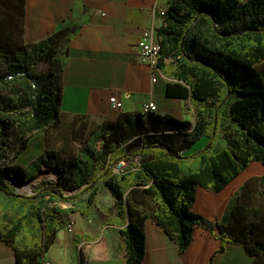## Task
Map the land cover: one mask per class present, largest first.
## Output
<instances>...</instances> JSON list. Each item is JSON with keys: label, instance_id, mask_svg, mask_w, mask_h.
I'll list each match as a JSON object with an SVG mask.
<instances>
[{"label": "trees", "instance_id": "trees-1", "mask_svg": "<svg viewBox=\"0 0 264 264\" xmlns=\"http://www.w3.org/2000/svg\"><path fill=\"white\" fill-rule=\"evenodd\" d=\"M24 17L25 0L1 3L0 220L8 226L4 239L14 263L43 264L67 217L86 218L104 191L113 201L111 225L124 239L125 264L145 258V220L160 226L180 255L200 229L220 243L217 252L241 246L251 264H264V174L243 184L227 223L193 210L199 188L217 194L251 165L264 168V0H172L157 32L158 69L170 80L166 96L188 102L194 122L121 112L116 121L98 122L79 147L44 149L22 169L10 163L31 136L61 122L58 77L50 69L36 80L34 71L54 63L56 46L69 34L59 30L26 45ZM35 49V62L25 70L20 57ZM202 138L204 148L184 154ZM219 138L224 147L216 151ZM44 170L57 180L42 181L32 195L17 192L14 183ZM54 201L72 207L49 204Z\"/></svg>", "mask_w": 264, "mask_h": 264}, {"label": "crops", "instance_id": "crops-1", "mask_svg": "<svg viewBox=\"0 0 264 264\" xmlns=\"http://www.w3.org/2000/svg\"><path fill=\"white\" fill-rule=\"evenodd\" d=\"M166 3L167 0H25L23 39L26 45L36 44L59 30L69 32L56 46L54 58L61 117L116 121L119 113H139L141 105L151 101L156 105V114L192 122L190 116L192 113L194 119L195 112L191 105L167 97L170 80L139 57L138 41L152 24L151 12L154 7H165ZM112 96L121 100L120 111L110 107ZM36 146L31 145L29 149L35 153ZM26 154L29 159L33 158L29 150ZM254 169L264 172L255 163L220 193L211 194L199 188L194 212L209 220L227 223L234 205L224 216L229 197L254 175L250 173ZM112 205L111 197L104 207L95 198L86 218L76 213L66 219L65 223L71 222L73 226L72 232L66 228L57 232L43 264H80L81 259L84 264L122 262L125 243L119 228L111 225L108 209ZM0 226L5 228V231L0 229V264H15L12 246L4 239L8 226L1 220ZM143 228L146 250L142 264H208L211 260L212 264H251L254 261L241 246L227 245L225 251L217 252L220 243L200 229L195 231L186 253L180 255L160 226L145 220Z\"/></svg>", "mask_w": 264, "mask_h": 264}, {"label": "rangeland", "instance_id": "rangeland-1", "mask_svg": "<svg viewBox=\"0 0 264 264\" xmlns=\"http://www.w3.org/2000/svg\"><path fill=\"white\" fill-rule=\"evenodd\" d=\"M5 0H0V7H1V3H4ZM243 1V0H240ZM3 5V4H2ZM38 50H31L30 53L21 56V61L24 64V66L26 67L25 70H30L31 65L34 64L35 59L34 57L37 55ZM52 69V71L55 72L56 77H58V70L57 67L54 65V63L50 66L49 63H40L37 67L36 70L34 71V77L36 80L41 79V75L42 74H46L48 73V71ZM259 69L261 71H264V65L263 66H259ZM37 73V74H36ZM39 74V75H38ZM4 99H9V100H13V97L11 96H4ZM191 121L193 122L194 119H192L193 114L191 113ZM101 119H96V118H77V117H61V122L59 125L55 126V127H51L45 130L44 133H34L31 138L27 141V148L26 150L23 152V154L15 161V162H11L10 165H20L21 163H24V165L21 166L22 169L26 168L27 165L33 161L35 159V157L39 154H41V152L44 149H61L62 147H67L69 150H71L74 147H79L81 145V142L84 140L86 134L98 123L100 122ZM33 145L32 148H34V145L39 146L38 150H37V146H36V150L35 153L38 152V154H35L33 149L29 147ZM206 145V139L202 138L199 141H197L190 150H188L187 152H184L185 155H191L199 150H201L202 148H204ZM224 147V141L223 139L219 138L217 140V144L215 147L216 151H220L222 148ZM27 150H29L31 157H33L32 159L28 158V155L26 154L24 156V154L27 152ZM29 159V160H26ZM250 173H253L254 175H252L251 177H249L244 183L248 182L249 180L258 177L256 176V174H260L264 172H261V170H253ZM26 178V177H24ZM0 179H1V174H0ZM56 181L57 180V174H49V175H40L37 174L35 177L31 178V179H27L24 183L18 182L19 186H24L26 184L30 183L32 185L29 186V190L28 192H24L21 189H19V187H17V183H14V186L17 188L18 192L22 195H27L30 192H33V190L35 189V187L41 183L42 181ZM11 185H13V181H8ZM243 183V184H244ZM21 184V185H20ZM243 184H241V186L237 189H235L233 191V193L231 194V196L229 197V204L225 210V212L223 213V215L225 216L229 210V208L236 202V197L238 196L241 187L243 186ZM250 188H254V186L252 185V187ZM251 189V190H252ZM69 194V193H68ZM109 194L104 192V191H99L97 192V194L95 195L94 198L99 200V205L104 207L108 204L109 202ZM252 197H254L253 193H248L247 194V198L246 200H251ZM48 199V198H45ZM50 205H59L62 208H67V207H72L71 204H68L66 202H62V201H54V202H50ZM80 203L78 202L77 205H79ZM73 216L70 215L69 217H67V219L72 218ZM68 223L71 222H66V225ZM73 227V226H72ZM0 229L2 231H5V228H2L0 226ZM73 230V228H72ZM72 232V231H71ZM55 249V248H54Z\"/></svg>", "mask_w": 264, "mask_h": 264}, {"label": "built area", "instance_id": "built-area-1", "mask_svg": "<svg viewBox=\"0 0 264 264\" xmlns=\"http://www.w3.org/2000/svg\"><path fill=\"white\" fill-rule=\"evenodd\" d=\"M172 0H167L165 7L156 8L154 7L151 16H152V24L149 28L145 29L138 41V50H139V57L143 63H146L152 69L158 68V60L160 54V44L157 37L158 29L161 27L163 18L169 6L171 5ZM159 19V22L157 21ZM110 107L116 111H120L123 107L121 100L117 96H112L109 99ZM156 112V105L151 102L147 101L143 103L140 107L141 114H148ZM124 167V164L121 163L116 168H114L115 172H119ZM18 192V190H17ZM19 193V192H18ZM68 232L72 231V224L68 223L65 226ZM49 264V263H44ZM115 264H125L124 260L120 263Z\"/></svg>", "mask_w": 264, "mask_h": 264}, {"label": "water", "instance_id": "water-1", "mask_svg": "<svg viewBox=\"0 0 264 264\" xmlns=\"http://www.w3.org/2000/svg\"><path fill=\"white\" fill-rule=\"evenodd\" d=\"M35 95V89H33V96ZM51 171H49V170H44V171H42V172H40L39 174L40 175H48L49 173H50ZM81 190V189H80ZM80 190H78V191H80ZM77 191V192H78ZM33 194V192H30V193H28L27 195H32ZM68 194V193H67ZM69 195V194H68ZM127 223L130 221V219H129V214H128V208H127Z\"/></svg>", "mask_w": 264, "mask_h": 264}, {"label": "bare ground", "instance_id": "bare-ground-1", "mask_svg": "<svg viewBox=\"0 0 264 264\" xmlns=\"http://www.w3.org/2000/svg\"><path fill=\"white\" fill-rule=\"evenodd\" d=\"M158 69V68H157ZM139 113H140V110H139ZM155 113V112H154ZM141 114V113H140ZM149 114V113H148ZM142 115H146V114H142ZM50 174V173H49ZM48 174V175H49ZM30 185H32L31 183H30ZM29 184H26V185H24V186H19V185H17L18 187H19V189H21L22 191H24V192H28V190H29V186H30Z\"/></svg>", "mask_w": 264, "mask_h": 264}]
</instances>
